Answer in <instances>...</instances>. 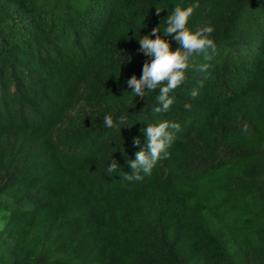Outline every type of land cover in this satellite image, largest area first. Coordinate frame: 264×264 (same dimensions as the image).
I'll return each instance as SVG.
<instances>
[{
  "label": "trees",
  "instance_id": "obj_1",
  "mask_svg": "<svg viewBox=\"0 0 264 264\" xmlns=\"http://www.w3.org/2000/svg\"><path fill=\"white\" fill-rule=\"evenodd\" d=\"M195 2L0 0V264H264V0H198L215 51L166 113L127 83L153 59L139 39ZM162 120L169 157L124 179Z\"/></svg>",
  "mask_w": 264,
  "mask_h": 264
},
{
  "label": "clouds",
  "instance_id": "obj_2",
  "mask_svg": "<svg viewBox=\"0 0 264 264\" xmlns=\"http://www.w3.org/2000/svg\"><path fill=\"white\" fill-rule=\"evenodd\" d=\"M199 7V2L189 4L187 7L176 5L167 16L165 21L166 27L163 29L164 35H158L161 31L159 26L153 28L151 33L143 35L139 39L142 51L146 56L153 57L150 62L145 61L142 69V76L138 79L133 75L128 81V86L134 97L139 96L144 98L146 91H155L159 89L157 96L158 105L153 109L154 114L166 113L170 106L174 103V97L170 95L178 86L186 79V69L190 67L189 61L193 55L204 54L207 58L208 51H215V43L211 38L213 28L210 25H205L196 30L191 29L189 18L194 14V11ZM161 9L157 8V12ZM172 34H175L174 36ZM155 36V38H152ZM165 36L179 42L180 46L175 50L172 49L171 43ZM210 65L207 63L201 64L198 70L203 73V78L200 87L203 86V79L211 78L209 71ZM198 95V88L191 90V96L194 98ZM190 104H186L185 108H190ZM104 124L108 128L121 130V126L127 122L125 115H120L116 121L112 115L104 116ZM247 125H244V130H247ZM180 125L170 123L167 120L159 121L156 124H149L143 129L147 142L145 146L136 153L135 160H129L132 168V173L126 175L124 179L129 181H142L145 176L151 175L152 169L157 162L162 159H167L170 155L168 149L174 141V131H179ZM134 145L140 144V138L136 137L133 141ZM119 165L113 159L107 171L113 173L117 171Z\"/></svg>",
  "mask_w": 264,
  "mask_h": 264
}]
</instances>
